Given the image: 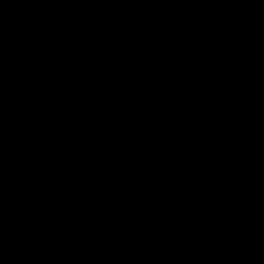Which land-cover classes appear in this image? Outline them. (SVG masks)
Here are the masks:
<instances>
[{
	"label": "water",
	"instance_id": "1",
	"mask_svg": "<svg viewBox=\"0 0 264 264\" xmlns=\"http://www.w3.org/2000/svg\"><path fill=\"white\" fill-rule=\"evenodd\" d=\"M0 264H264V0H0Z\"/></svg>",
	"mask_w": 264,
	"mask_h": 264
}]
</instances>
